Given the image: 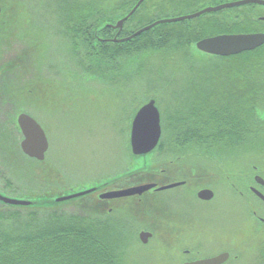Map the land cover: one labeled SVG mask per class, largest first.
Listing matches in <instances>:
<instances>
[{
    "label": "rangeland",
    "instance_id": "rangeland-1",
    "mask_svg": "<svg viewBox=\"0 0 264 264\" xmlns=\"http://www.w3.org/2000/svg\"><path fill=\"white\" fill-rule=\"evenodd\" d=\"M138 1L0 0L3 77H12L15 69L20 72L15 75L17 83L8 84V98L17 105L18 114L38 120L50 143L45 161H33L22 155V137L18 140L13 128L3 135L4 179L29 203L19 217L4 222V233L7 230L14 241L8 248L24 249L22 240L51 221L62 228L84 223L92 227L88 236L99 245L84 247L78 242L83 249L69 250L63 246L49 264H184L210 256L213 246L231 252L228 264H253L254 240L238 225L251 220L239 192L254 185L259 151L255 135L264 132V48L245 56L243 62L222 64L189 41L188 34L192 40L199 37L193 32L197 25L193 19L175 24L169 46L116 58L103 56L101 40L115 34L107 25L124 19ZM92 3L93 12L108 18L107 23L101 18L95 22V43H84V24L78 19ZM190 13L189 0H147L121 37ZM237 73L244 85L243 116L246 99L254 110L252 120H244L239 142L236 132L235 139L231 137L230 110L222 114L213 109L210 119L203 110L206 81L218 89L223 86L215 79L236 78ZM151 100L161 114L162 139L153 153L137 157L131 150L132 122ZM217 115L221 118L216 121ZM171 184L178 188L163 192ZM144 185L155 188L141 196L101 198ZM204 188L216 192L212 203L199 202L197 193ZM191 201L193 212L188 209ZM214 208L233 221L226 234L218 230L219 221L214 222L218 227H208L213 232L208 234L198 233L182 219L194 217L196 226H201ZM144 232L152 234L147 244L140 239ZM200 237L206 240L203 245ZM59 243L53 247L61 248ZM103 247L109 261L98 255ZM198 249L206 254L198 255ZM5 263L0 257V264Z\"/></svg>",
    "mask_w": 264,
    "mask_h": 264
},
{
    "label": "flooded vegetation",
    "instance_id": "flooded-vegetation-1",
    "mask_svg": "<svg viewBox=\"0 0 264 264\" xmlns=\"http://www.w3.org/2000/svg\"><path fill=\"white\" fill-rule=\"evenodd\" d=\"M244 1H248V0H189V8L192 11L190 15L198 14L208 8H218V7H222L226 5L238 4ZM259 1H264V0H259ZM194 20L197 22V25L194 26L193 32L195 34H199L196 44L201 40L216 37V36H221V35L264 34V5L263 4H244L241 6L226 8V9L220 10L215 13H207ZM116 25H113V24L107 25V28L110 29V31L112 32L114 31L115 33L113 34L114 38L107 40V42H110L112 44H119V43L113 42V40H116V39L122 40V39L127 38L124 36L121 37V35H123L125 25L123 26L122 30L112 28ZM64 26L65 28L68 27L67 25H63V27ZM200 33H207V35L200 37ZM224 58L229 59V60L234 59L231 62H234L236 60L235 62L237 63L239 61L243 62V59H244L242 57L238 58L236 56L224 57ZM8 65L9 63L6 64V66ZM12 72H13L12 77L10 76V74H7L6 77L8 78H4L3 73H5V65L0 62V238L3 237L4 235L5 220L11 218V216H12L11 219L15 217H19L20 216L19 214H21L22 212H25L23 209L27 207V206H21V205H18V206L11 205V204L6 203L4 200H2V198H8L12 200L26 201L20 197L18 189L15 188V190H12L11 185L8 182H6L4 179L6 172H5V165L3 161L2 139H3V135L5 134V132L9 131L10 128H13L12 134L18 140H20V136L22 137V140L20 141V150H21L22 155L28 158L29 160L38 161L36 159H32L29 156H27L22 150V143L25 140V136L19 124V119L21 115H27L33 118L36 122H38V120L34 116L28 113L18 114L17 105H15L14 103H11V100L8 98L9 96L7 95L9 93L7 92V89L9 90L8 84L14 82L13 84L15 85L18 80L17 78H15V75L20 74V72H17L16 69L13 70ZM12 72L10 71V73ZM240 76H241V72H240ZM240 76L237 73L236 78L230 76V77L222 78L219 80L215 79L214 82L216 84H220L223 86L220 88L217 87L218 89H212L213 82L206 81L207 86L204 89L207 91L208 94H205L199 88L195 89L197 92H203L207 96L206 98L207 102L204 101L206 106L203 107V110H205L206 115L208 116L209 119L211 118L210 111L213 109H215L216 111H221L222 114L223 112H227V110H230V113L232 115L231 119H233V121L229 122L232 126L231 137L234 138V132H236V142H239L243 139V124H244L243 101H242V96L244 95V85H243V79ZM235 101H236V105H234ZM201 103H197V104H201ZM228 104H231V106H229V109H228ZM224 105H227V106H224ZM202 115H204V113H202ZM221 115L219 117L217 115V118H215L214 120L217 121L218 119H220ZM209 119L207 120L210 121ZM225 119H229V118L225 117ZM199 122L200 123L204 122V119H202V117H199ZM234 122H236V126L233 124ZM38 124L40 123L38 122ZM40 126L42 127L41 124ZM234 128H236V131L234 130ZM255 139H256V144H257L256 149L259 151H257V157L255 159V163L253 167L254 185L248 186V189L246 190L242 189L239 192L240 193L239 197L241 201L245 203L246 205L244 206V209L247 213H250L248 214V217H251V220H246L245 222L240 221L238 225L241 231L246 233L248 237H252L254 240V247L252 251L253 261H254L253 264H264V142H262V140L264 139V132H258L255 135ZM49 149H50V143H49ZM47 153H46V156H47ZM239 171H242L243 173V169H240ZM243 176L244 175L242 174L240 175L239 178L243 180ZM176 184L180 185V183H176ZM183 184L184 185L182 186L186 185V183H183ZM171 185H168L167 187ZM205 190L213 192L214 196L211 200H203L198 197L199 194ZM169 191H172V190L166 189V191H163V192H169ZM197 198L199 202L209 204V203H212L213 200L216 198V192L212 190L211 188H204L198 191ZM193 205H194V201L189 202L188 204L189 212L195 211V208L193 207ZM212 214H216V215H212ZM209 216L210 217H207L208 219L207 221H200L201 226H198V227L196 226V223H194L195 221L193 220L194 217L188 216L182 219L184 220L187 219L189 221L187 223L195 230L198 228L199 229L198 233L204 232L208 234L213 233L212 229L208 227L217 226L218 223L214 224V222L219 221V223L221 224L220 229L217 228L218 226L216 228L220 230L222 234H226V227H229L230 225L229 223L233 222L232 219L228 217L230 219L228 221V219H225L224 216L221 217V212L216 208L210 211ZM204 241L206 240L200 237V240L198 242H200V245H203ZM212 248H213V252L210 254L207 253L210 256L208 257L204 256V257L192 259L190 261H185L184 264H192L195 262L205 261V260L213 259L216 257H220L222 255L228 256L227 260L223 262L222 264H228L230 261H232L231 260L232 254L230 251H225V250L218 251L216 249V248H219L218 246H213ZM197 254L203 255V254H206V252L203 253L198 249ZM236 261H238V257L233 262H236Z\"/></svg>",
    "mask_w": 264,
    "mask_h": 264
},
{
    "label": "water",
    "instance_id": "water-1",
    "mask_svg": "<svg viewBox=\"0 0 264 264\" xmlns=\"http://www.w3.org/2000/svg\"><path fill=\"white\" fill-rule=\"evenodd\" d=\"M146 0H140L132 11L122 20H120L114 29L122 30L124 24L132 18L141 5ZM244 4H263L264 1L248 0L238 4L226 5L218 8H208L198 14L188 15L180 18L160 20L153 24H150L133 35L122 39L113 40L115 43H126L134 40L138 36L146 33L158 26L165 24H176L184 21H189L203 16L207 13H215L226 8H232L235 6H241ZM1 14V9H0ZM264 46V34H250V35H221L212 38L201 40L197 43V49L210 56L214 57H231L238 56L245 52H253ZM20 127L25 136V140L22 143L23 152L32 159L38 161H44L46 153L49 150V142L45 131L33 118L27 115H21L19 119ZM162 138V126H161V114L156 106V101L151 100L149 103L142 106L136 113L131 128V150L134 156H147L153 153L159 146ZM178 185H171L166 189H173ZM155 185H144L136 188H131L127 191L112 192L102 195L103 200H111L122 197L141 196L146 192L154 189ZM214 194L211 191H202L199 194V198L203 200H211ZM6 203L11 205L28 206L29 203L19 200H12L8 198H2ZM152 237L151 233L144 232L140 235V239L144 244H147ZM227 255H222L213 259L195 262L192 264H222L227 260Z\"/></svg>",
    "mask_w": 264,
    "mask_h": 264
},
{
    "label": "trees",
    "instance_id": "trees-1",
    "mask_svg": "<svg viewBox=\"0 0 264 264\" xmlns=\"http://www.w3.org/2000/svg\"><path fill=\"white\" fill-rule=\"evenodd\" d=\"M93 3L92 5L91 4L88 5V7L90 8L86 9L83 15L78 19L84 24V29L82 31L84 43H88L89 41L95 43V40L97 38L95 35L96 32L94 30L95 29L94 24L99 18L103 19L107 23L108 16L106 15L100 16L96 12H93L91 10V8H96V5H94ZM143 5L132 16V18L125 23V25L137 19L136 16L139 13L140 9L143 7ZM132 9L133 6L131 10ZM174 26L175 24H171V25L166 24L165 26L161 25L160 27L158 26L156 29L157 33L153 34L154 31L156 30L152 29L138 36L134 40L124 44H112L110 42H107V40H102L101 41L102 49H100V51L103 53L101 54L103 56H107L108 58H116L122 55L136 54V53H140L141 51H149L151 49H159L169 46V43H171L174 38ZM188 37H189V41L192 44H196L197 39L192 40L189 34ZM174 46L176 49L180 48L178 44H175ZM263 48L264 47L253 52L243 53L236 57L244 58L245 56H250L255 53L261 52ZM213 58L220 61L222 64H228L232 60H234V59L229 60L224 57H213ZM249 101H250L249 99H246V103L244 107L243 119L245 121L252 120V116H254V110L250 107ZM53 219L56 220L57 218L55 217ZM69 224L66 225V228H62L61 225L56 224V222L52 223L51 221L43 229H41V226H38L36 231L37 233L35 235L33 234L29 237L27 236L22 240L25 246L24 249L22 248L16 251H12L8 248L10 246H13L12 242L14 241L11 239L9 232L5 230L4 237L2 240H0V247L3 248V255L0 254V257H3L5 259L6 261L5 264H49V259L54 257V254H57L59 256L57 251L58 249L62 250L63 246L66 248V250H69V248L83 249L85 246L86 247L92 246L94 248L97 245H99V244L94 245V241L96 240V238L93 239L88 236V233H92V227L86 226V224L84 223L82 224L69 223ZM78 242L82 243L84 247L77 245ZM57 243H59L58 246H60L61 248L53 247L57 245ZM103 249L104 247L101 249L98 255L108 260L109 259L108 255L104 252ZM74 252H76V250Z\"/></svg>",
    "mask_w": 264,
    "mask_h": 264
}]
</instances>
